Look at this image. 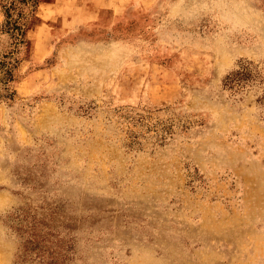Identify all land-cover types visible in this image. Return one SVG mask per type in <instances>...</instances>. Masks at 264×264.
I'll use <instances>...</instances> for the list:
<instances>
[{"label": "rangeland", "instance_id": "rangeland-1", "mask_svg": "<svg viewBox=\"0 0 264 264\" xmlns=\"http://www.w3.org/2000/svg\"><path fill=\"white\" fill-rule=\"evenodd\" d=\"M116 1L0 0V264H264V0Z\"/></svg>", "mask_w": 264, "mask_h": 264}, {"label": "clouds", "instance_id": "clouds-1", "mask_svg": "<svg viewBox=\"0 0 264 264\" xmlns=\"http://www.w3.org/2000/svg\"><path fill=\"white\" fill-rule=\"evenodd\" d=\"M170 11L186 21L210 17L218 26L217 39L221 41L251 29L252 16L246 0H194L191 6H186V0H175Z\"/></svg>", "mask_w": 264, "mask_h": 264}, {"label": "crops", "instance_id": "crops-1", "mask_svg": "<svg viewBox=\"0 0 264 264\" xmlns=\"http://www.w3.org/2000/svg\"><path fill=\"white\" fill-rule=\"evenodd\" d=\"M96 10L113 11L115 14L123 10V7L116 0H100Z\"/></svg>", "mask_w": 264, "mask_h": 264}, {"label": "trees", "instance_id": "trees-1", "mask_svg": "<svg viewBox=\"0 0 264 264\" xmlns=\"http://www.w3.org/2000/svg\"><path fill=\"white\" fill-rule=\"evenodd\" d=\"M23 34H25V33H23ZM4 74L6 75V77L8 76L6 71L4 72ZM0 80H3V79L0 78ZM234 80H236V79H235V78H232V77H228V78H227V82H228L229 84H231Z\"/></svg>", "mask_w": 264, "mask_h": 264}]
</instances>
